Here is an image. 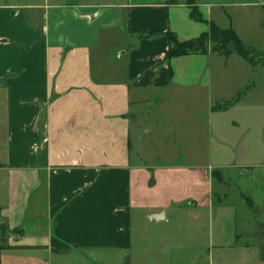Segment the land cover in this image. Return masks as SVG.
Here are the masks:
<instances>
[{
    "label": "crops",
    "instance_id": "obj_1",
    "mask_svg": "<svg viewBox=\"0 0 264 264\" xmlns=\"http://www.w3.org/2000/svg\"><path fill=\"white\" fill-rule=\"evenodd\" d=\"M195 3L244 43L241 31L264 28V0ZM190 13L188 0H0V170L10 174L11 215L1 264H132L134 212L150 227L175 223L182 212L204 217L211 264L234 255L240 264H264L255 225L264 210V101L249 99L258 84L245 94L256 68L238 55L168 64V32L185 42L209 31ZM109 33L127 49L112 58L115 69L94 56ZM170 89L204 93L207 113L183 126L182 145L172 150L183 162H148L132 126L150 101L145 93ZM233 168L245 170L238 188L246 219L222 212L228 196L209 175ZM161 214L164 221H150Z\"/></svg>",
    "mask_w": 264,
    "mask_h": 264
},
{
    "label": "rangeland",
    "instance_id": "obj_2",
    "mask_svg": "<svg viewBox=\"0 0 264 264\" xmlns=\"http://www.w3.org/2000/svg\"><path fill=\"white\" fill-rule=\"evenodd\" d=\"M16 1V0H11ZM28 1V0H24ZM41 1V0H33ZM58 0H51L55 3ZM69 2L76 0H68ZM82 3H104L108 5L121 3L123 0H77ZM227 1V0H219ZM127 2V0H125ZM104 5V4H101ZM246 39L245 44L255 49L254 67L256 75L253 77V86H250L247 92H250L257 84L259 89L249 95L253 101H264V28L257 27L253 30L241 31ZM110 35V36H109ZM109 35L103 39V43L98 51H94V56L102 57L109 68L118 66L112 58L120 56L126 52L120 44L114 40V35ZM176 89H170L165 92H150L145 95L150 98L149 102L143 103L139 109L140 117L136 118L132 126L134 137H142L140 148L135 144V149L140 150L147 161L160 162H183L184 158L175 155L172 150L174 146L180 148L183 126L191 117L200 120L204 113H207L208 97L204 93L192 94L190 92H177ZM204 118V117H203ZM203 120V119H202ZM201 125H205L202 121ZM142 127V132L139 130ZM5 130L0 127V151L3 148ZM152 159V160H151ZM0 152V162H2ZM1 165V164H0ZM245 170L239 168L210 171L209 175L214 180L217 192L225 194L227 197L225 204L221 207L224 214H236L242 218H247L249 208L245 202L247 197L238 188L239 180L245 174ZM8 171L0 170V225L2 234L0 239V248H7L8 236L7 230L8 203L10 198L7 193V182L9 180ZM15 176V175H14ZM14 179V177H13ZM224 186V188L222 187ZM215 202H221L222 196L216 195ZM245 199V200H243ZM220 207V206H217ZM133 231L135 245L131 253L132 264H211L208 253L204 250L205 243L208 242L207 227L208 220L204 217L196 220L194 216L180 213V217L175 223L168 226H151L142 219L144 215L140 212H134ZM261 225H256L257 232L264 236V210H259L257 214ZM5 224V225H4ZM15 234V233H14ZM13 234V235H14ZM167 234L170 242L166 245L160 237ZM172 238V240H171ZM217 258V256H215ZM216 261H218L216 259ZM227 261V260H225ZM239 257L232 256L229 261L231 264H240ZM225 262V264H230Z\"/></svg>",
    "mask_w": 264,
    "mask_h": 264
},
{
    "label": "trees",
    "instance_id": "obj_3",
    "mask_svg": "<svg viewBox=\"0 0 264 264\" xmlns=\"http://www.w3.org/2000/svg\"><path fill=\"white\" fill-rule=\"evenodd\" d=\"M189 9L191 10L190 18L197 23L207 24L209 31L202 34L199 38L190 41L180 42L177 35L173 32H168L166 37L168 39L169 48L166 55V62L170 64L172 59L191 56V55H208L213 54L229 58L232 55H238L244 61L254 66L255 49L248 47L238 36L236 31L229 27L221 29L214 22L204 19L201 11L195 3V0H188ZM173 71L169 66V78L172 79ZM253 86V85H252ZM241 94L233 100L226 102L222 106L214 108V110H223L235 105L241 99ZM2 166L0 165V168ZM7 248H0V264L1 253ZM55 253H60L58 250ZM261 259L264 262V246L261 248Z\"/></svg>",
    "mask_w": 264,
    "mask_h": 264
},
{
    "label": "water",
    "instance_id": "obj_4",
    "mask_svg": "<svg viewBox=\"0 0 264 264\" xmlns=\"http://www.w3.org/2000/svg\"><path fill=\"white\" fill-rule=\"evenodd\" d=\"M149 219L150 221L161 222V221H164V215L163 214L155 215V216L150 217Z\"/></svg>",
    "mask_w": 264,
    "mask_h": 264
}]
</instances>
